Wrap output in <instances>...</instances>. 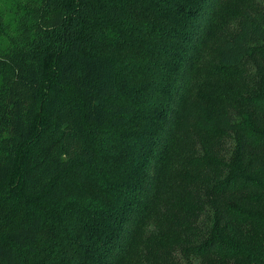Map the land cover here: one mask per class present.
Instances as JSON below:
<instances>
[{
  "label": "trees",
  "instance_id": "1",
  "mask_svg": "<svg viewBox=\"0 0 264 264\" xmlns=\"http://www.w3.org/2000/svg\"><path fill=\"white\" fill-rule=\"evenodd\" d=\"M0 264H264V0H0Z\"/></svg>",
  "mask_w": 264,
  "mask_h": 264
}]
</instances>
